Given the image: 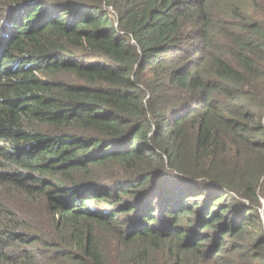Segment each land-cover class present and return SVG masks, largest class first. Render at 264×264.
Returning <instances> with one entry per match:
<instances>
[{
  "label": "trees",
  "instance_id": "obj_1",
  "mask_svg": "<svg viewBox=\"0 0 264 264\" xmlns=\"http://www.w3.org/2000/svg\"><path fill=\"white\" fill-rule=\"evenodd\" d=\"M0 264H264V0H0Z\"/></svg>",
  "mask_w": 264,
  "mask_h": 264
}]
</instances>
